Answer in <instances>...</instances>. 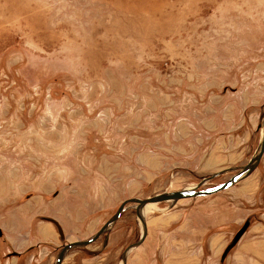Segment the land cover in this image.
<instances>
[{
  "label": "rangeland",
  "instance_id": "1",
  "mask_svg": "<svg viewBox=\"0 0 264 264\" xmlns=\"http://www.w3.org/2000/svg\"><path fill=\"white\" fill-rule=\"evenodd\" d=\"M263 116L264 0H0L3 260L32 245L34 262L55 264L65 245L93 237L125 201L247 164ZM217 197L239 222L209 230L199 264H264V157L233 188L149 207L146 218L153 228L177 213L182 226L189 209ZM132 207L63 264H122L142 235ZM50 220L57 245L34 236ZM183 234L185 244L166 245V264L175 251L176 261L194 263L196 245ZM160 235L132 250L128 264H164Z\"/></svg>",
  "mask_w": 264,
  "mask_h": 264
},
{
  "label": "water",
  "instance_id": "2",
  "mask_svg": "<svg viewBox=\"0 0 264 264\" xmlns=\"http://www.w3.org/2000/svg\"><path fill=\"white\" fill-rule=\"evenodd\" d=\"M257 133L260 134L259 145L254 155L247 164L241 167L231 168L225 171H221L212 176L206 177L202 179L199 185L194 186L192 188H186L184 190L171 192V193L157 194L153 197H149L144 200L132 198L129 199L128 201H125L118 208V210L111 217V219H109V221H107L105 225L93 237H91L88 240L73 242L65 245L62 248L61 252L58 254L55 264H63L65 258L70 252L81 248H88L93 244H95L103 235L108 234L113 229V227L119 222L122 215L128 210V206L133 205L132 208L135 210L136 219L140 224L142 235L139 241L127 247L121 255L122 264H128V258L131 251L141 247L148 237V221L146 218V212L149 207L164 203H171V205L174 206L177 203L184 200H193L198 198L210 197L233 188L236 184L248 179L254 174V172L257 170L258 166L260 165L262 158L264 157V116L262 118L261 124L258 127ZM229 173H233L234 175L225 183L210 188H203L207 183L211 182L215 178L224 176ZM50 222L57 225V223L53 220H50ZM250 224H251V220L248 219L245 222L243 228L237 234L235 242L230 244L224 251L222 255V262L226 260L228 254L235 247L236 243L239 242L241 238L245 235V233L248 231ZM1 235H2V231L0 229V236Z\"/></svg>",
  "mask_w": 264,
  "mask_h": 264
},
{
  "label": "crops",
  "instance_id": "3",
  "mask_svg": "<svg viewBox=\"0 0 264 264\" xmlns=\"http://www.w3.org/2000/svg\"><path fill=\"white\" fill-rule=\"evenodd\" d=\"M213 201V200H212ZM224 204V200L221 197H217L214 201L207 206H197L195 205L191 209H189L186 220L184 224L181 226L180 221L182 219V215L173 213L169 215H164L155 220L153 224V228L148 227V240L150 237L154 236V239L157 237V234H161L159 236L158 244L156 249L160 251V253L164 256V264H166V245H171V247H176L180 244H185V240H181L184 237L183 232L188 231L190 236L188 238V244H195L196 247L194 252L189 250V254L191 258L194 260V263L191 264H199L200 263V252H202V243L204 241V236L209 232V230L213 227L219 226L220 224L229 223L234 224L235 222H239L234 214L230 211L224 215L222 213L224 209L220 208V205ZM229 206V204L227 203ZM229 208V207H228ZM221 214V215H220ZM221 216V217H220ZM192 229V231H191ZM184 230L181 234L180 231ZM36 237H39L41 240L46 242L49 245H57L59 234L54 227V224L50 221L42 222L36 227ZM193 236V238H191ZM34 242H36L34 240ZM213 244H216L213 242ZM48 245V246H49ZM200 245V248H199ZM33 246L30 245L26 251H20L16 257H12L8 259V261H4L0 252V264H38L34 261H37L31 249ZM168 249H170L168 247ZM1 251V250H0ZM177 251L173 252L172 260L169 261L168 264H182L176 255ZM195 257V259H194ZM47 257H43L40 261H46Z\"/></svg>",
  "mask_w": 264,
  "mask_h": 264
},
{
  "label": "bare ground",
  "instance_id": "4",
  "mask_svg": "<svg viewBox=\"0 0 264 264\" xmlns=\"http://www.w3.org/2000/svg\"><path fill=\"white\" fill-rule=\"evenodd\" d=\"M150 208H148L147 210H149Z\"/></svg>",
  "mask_w": 264,
  "mask_h": 264
}]
</instances>
